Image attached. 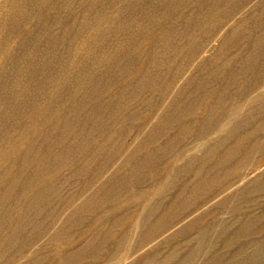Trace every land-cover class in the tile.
Segmentation results:
<instances>
[{
    "label": "rangeland",
    "instance_id": "374dc122",
    "mask_svg": "<svg viewBox=\"0 0 264 264\" xmlns=\"http://www.w3.org/2000/svg\"><path fill=\"white\" fill-rule=\"evenodd\" d=\"M0 264H264V0H0Z\"/></svg>",
    "mask_w": 264,
    "mask_h": 264
}]
</instances>
